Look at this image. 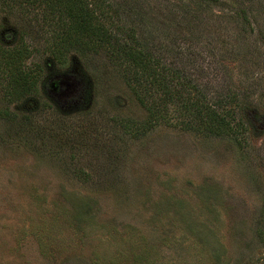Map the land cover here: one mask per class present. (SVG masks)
Listing matches in <instances>:
<instances>
[{
    "label": "rangeland",
    "instance_id": "rangeland-1",
    "mask_svg": "<svg viewBox=\"0 0 264 264\" xmlns=\"http://www.w3.org/2000/svg\"><path fill=\"white\" fill-rule=\"evenodd\" d=\"M139 1L114 25L179 44L208 97L241 90L242 127L184 130L171 106L142 135L124 64L69 47L57 3L0 0V264H264V0Z\"/></svg>",
    "mask_w": 264,
    "mask_h": 264
},
{
    "label": "trees",
    "instance_id": "trees-1",
    "mask_svg": "<svg viewBox=\"0 0 264 264\" xmlns=\"http://www.w3.org/2000/svg\"><path fill=\"white\" fill-rule=\"evenodd\" d=\"M32 1L57 3L56 11L64 15L60 16L59 24L67 36H70L69 34L70 38L72 34L75 36L73 43L68 42L69 47L77 48L82 54L86 51L94 53L104 51L110 58L115 57L124 64V68L128 69V76H124L126 83L131 87L135 99L147 112L146 121L137 128L142 135L155 128L157 124L169 123L171 117L168 112L171 106L173 112L175 111L182 119L181 125L184 130L206 136L225 137L235 136L237 128L242 127L244 119L238 118L243 103L241 90L227 86L222 91L216 90L215 94L208 97V87L188 77L187 70L192 67L193 61L192 58L188 59L189 57L183 59L186 53L181 50L179 44L178 47L173 45L172 40L170 49L156 47L153 46L155 38L152 29L147 37H143L138 33L137 27L135 30L133 28L126 30L123 24L114 25V20L119 18L121 21L123 14L140 16L141 7L138 6L136 9L139 0H128L134 2L131 6L126 0L123 5L104 0H67L61 5L60 0ZM194 4L196 11H200L206 2L200 0ZM225 14L235 19L231 24L239 28L242 34L246 33L247 29H252L245 9L238 8ZM137 26H140L139 22ZM224 27L227 29L229 26L225 24ZM167 28L169 30V25ZM125 31L128 33L125 34ZM56 37L59 38L60 35L57 34ZM167 54L175 57L173 61L175 66L170 68L165 66ZM181 61L183 64L180 66L178 63ZM216 70L222 71L221 67ZM249 109V121L253 122L254 119L264 124V114H259L255 108ZM240 118H245L244 111Z\"/></svg>",
    "mask_w": 264,
    "mask_h": 264
},
{
    "label": "flooded vegetation",
    "instance_id": "flooded-vegetation-1",
    "mask_svg": "<svg viewBox=\"0 0 264 264\" xmlns=\"http://www.w3.org/2000/svg\"><path fill=\"white\" fill-rule=\"evenodd\" d=\"M55 76V75H54ZM58 76V77H57ZM55 78H52L51 80H49V82H54L56 84L59 83L60 79H64V78H67L69 76V73H63L62 75H57ZM81 81H83L81 79ZM82 88V87H81ZM83 88H84V83H83ZM82 88V89H83ZM75 104V103H74Z\"/></svg>",
    "mask_w": 264,
    "mask_h": 264
}]
</instances>
